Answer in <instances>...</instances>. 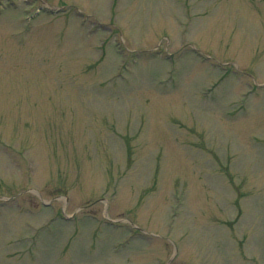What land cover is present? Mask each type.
Segmentation results:
<instances>
[{
	"label": "rangeland",
	"instance_id": "obj_1",
	"mask_svg": "<svg viewBox=\"0 0 264 264\" xmlns=\"http://www.w3.org/2000/svg\"><path fill=\"white\" fill-rule=\"evenodd\" d=\"M0 264H264V0H0Z\"/></svg>",
	"mask_w": 264,
	"mask_h": 264
}]
</instances>
